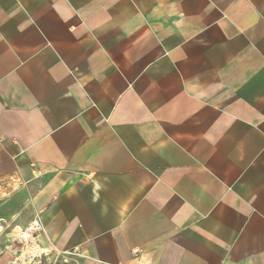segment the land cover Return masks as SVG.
Returning <instances> with one entry per match:
<instances>
[{"label": "crops", "instance_id": "0c3cea01", "mask_svg": "<svg viewBox=\"0 0 264 264\" xmlns=\"http://www.w3.org/2000/svg\"><path fill=\"white\" fill-rule=\"evenodd\" d=\"M35 215L79 264H264V0H0L3 261Z\"/></svg>", "mask_w": 264, "mask_h": 264}, {"label": "built area", "instance_id": "2783aa9c", "mask_svg": "<svg viewBox=\"0 0 264 264\" xmlns=\"http://www.w3.org/2000/svg\"><path fill=\"white\" fill-rule=\"evenodd\" d=\"M2 232L3 230L0 228V234ZM41 237L46 238L43 222L39 215H35L24 227L17 228L5 247V250L10 252L13 257V264H41L49 257L54 262L65 263L82 256L77 249L52 254L51 250L41 245ZM46 241L49 243L48 239Z\"/></svg>", "mask_w": 264, "mask_h": 264}, {"label": "rangeland", "instance_id": "374dc122", "mask_svg": "<svg viewBox=\"0 0 264 264\" xmlns=\"http://www.w3.org/2000/svg\"><path fill=\"white\" fill-rule=\"evenodd\" d=\"M3 230V229H2ZM4 231V230H3ZM0 235H2L1 237H0V262L2 261V263L1 264H12V258L11 257H7V261H3L2 260V258H3V256H4V254L1 252V248L3 247V245L4 244H6V238H4V236H3V234H0ZM2 253V254H1ZM45 259V258H44ZM41 264H79L77 261H75V260H72V261H68V262H65V263H63V262H54V260H52L51 259V257H49V258H47V259H45V260H43L42 262H41Z\"/></svg>", "mask_w": 264, "mask_h": 264}]
</instances>
